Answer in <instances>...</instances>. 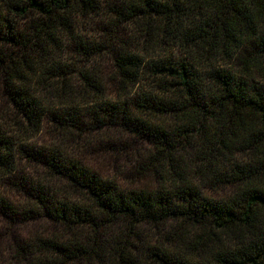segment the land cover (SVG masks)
<instances>
[{
	"label": "trees",
	"instance_id": "obj_1",
	"mask_svg": "<svg viewBox=\"0 0 264 264\" xmlns=\"http://www.w3.org/2000/svg\"><path fill=\"white\" fill-rule=\"evenodd\" d=\"M0 217L16 264H264V0H0Z\"/></svg>",
	"mask_w": 264,
	"mask_h": 264
},
{
	"label": "rangeland",
	"instance_id": "obj_2",
	"mask_svg": "<svg viewBox=\"0 0 264 264\" xmlns=\"http://www.w3.org/2000/svg\"><path fill=\"white\" fill-rule=\"evenodd\" d=\"M101 161L102 162L93 161V165L97 166V168H100L103 171H108L109 165L107 161ZM0 221H2L1 217ZM12 228L13 227L0 222V264H16V260L14 259V257L16 256V252L11 245L13 243L14 238H7V236L12 233Z\"/></svg>",
	"mask_w": 264,
	"mask_h": 264
}]
</instances>
